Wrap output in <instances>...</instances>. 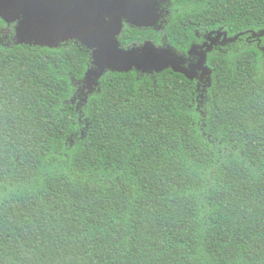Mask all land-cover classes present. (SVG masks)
Wrapping results in <instances>:
<instances>
[{
  "label": "trees",
  "instance_id": "1",
  "mask_svg": "<svg viewBox=\"0 0 264 264\" xmlns=\"http://www.w3.org/2000/svg\"><path fill=\"white\" fill-rule=\"evenodd\" d=\"M162 7L122 46L237 37L209 87L132 70L88 90L89 49L18 45L0 18V264H264V0Z\"/></svg>",
  "mask_w": 264,
  "mask_h": 264
},
{
  "label": "water",
  "instance_id": "2",
  "mask_svg": "<svg viewBox=\"0 0 264 264\" xmlns=\"http://www.w3.org/2000/svg\"><path fill=\"white\" fill-rule=\"evenodd\" d=\"M154 0H0V18L7 24L17 22L15 42L30 45L58 48L60 44L75 40L84 47L94 49L92 67L85 75L86 89L92 90L95 81L106 71L128 72L144 69L161 72L171 68L188 80L197 77V70L208 75L207 87L211 85V69L201 67L205 60L204 52L195 65L183 67L182 57L173 56L170 50H158L148 42L142 53L122 52L117 36L123 27V19L136 27H149L157 23V5ZM223 42L227 39L221 33ZM215 39L207 44V50L214 45ZM149 50L147 62L145 52Z\"/></svg>",
  "mask_w": 264,
  "mask_h": 264
},
{
  "label": "flooded vegetation",
  "instance_id": "3",
  "mask_svg": "<svg viewBox=\"0 0 264 264\" xmlns=\"http://www.w3.org/2000/svg\"><path fill=\"white\" fill-rule=\"evenodd\" d=\"M168 1V0H154L153 3L157 5L156 7V14L158 16V19H157V23L152 25V26H149V27H136V26H133L129 23H126L125 20L123 19V27H122V30L120 32V34L116 37L117 38V41L119 43V49L122 51V52H131V51H135L137 54H140L142 53V50H143V46L148 43V42H151V41H143L142 43H139V44H134L132 46H122L121 44V39H122V35H123V32H124V29L126 26L128 27H133V28H137V29H154L156 31H159V32H162V29L164 28V26H162V23H158L159 20L161 19V22H163V12L165 11L164 8L162 7L163 4H165V2ZM14 24V31H15V27L17 26V22H14L12 23ZM227 36V35H226ZM218 40H217V38ZM213 36L212 35V32H208L207 34L203 35L202 39L199 40L197 43H194L190 46V48L187 50L186 54H179L178 51L175 49V48H172V47H169L167 46L165 43H160L158 45L154 44L153 42H151L156 49L158 50H163V51H166L167 50H170V52L172 53L173 56H176V57H182V62H183V67H188L190 65H195L199 62L200 60V53L204 52L205 54V60L203 62V64L201 65V67H208L206 65L207 63V58H208V55L214 51L215 49H217L218 47H220L221 45L224 46L226 45V42L224 43L223 42V38L224 36L222 34L219 33V35L217 36ZM212 39H215V43L214 45L211 47L210 50H207V44L211 43V40ZM75 43V44H80L79 42H76L75 40H69V41H66L60 45H65V44H68V43ZM82 45V44H80ZM83 46V45H82ZM84 47V46H83ZM87 48V47H86ZM91 51V58H92V53L94 51V49H91V48H87ZM150 51L147 50L145 52V55H144V61L147 62V59H148V56L150 55ZM93 61V60H92ZM93 68V67H91ZM90 68V69H91ZM209 68V67H208ZM132 70H135V71H140V72H147V73H151V71H148V70H144V69H140V70H137V69H132ZM130 70V71H132ZM165 70H171L173 71L170 67L169 68H166L162 71H165ZM106 72H112V71H106ZM105 72V73H106ZM129 72V71H128ZM118 73V72H117ZM198 82L199 85H202L203 87H206L207 86V83H208V75H203L202 76V71L201 70H197V77L194 79ZM198 85V86H199Z\"/></svg>",
  "mask_w": 264,
  "mask_h": 264
}]
</instances>
